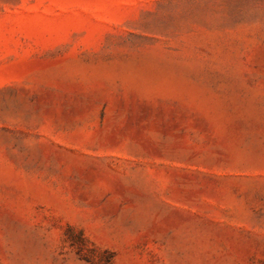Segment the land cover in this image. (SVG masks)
<instances>
[{"label":"rangeland","instance_id":"374dc122","mask_svg":"<svg viewBox=\"0 0 264 264\" xmlns=\"http://www.w3.org/2000/svg\"><path fill=\"white\" fill-rule=\"evenodd\" d=\"M0 264H264V0H0Z\"/></svg>","mask_w":264,"mask_h":264}]
</instances>
